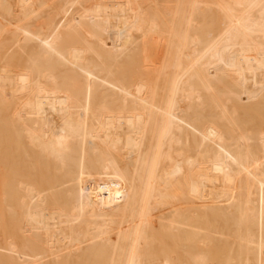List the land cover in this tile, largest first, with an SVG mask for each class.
<instances>
[{
	"label": "bare ground",
	"instance_id": "6f19581e",
	"mask_svg": "<svg viewBox=\"0 0 264 264\" xmlns=\"http://www.w3.org/2000/svg\"><path fill=\"white\" fill-rule=\"evenodd\" d=\"M164 1L0 0V264H264V0Z\"/></svg>",
	"mask_w": 264,
	"mask_h": 264
},
{
	"label": "rangeland",
	"instance_id": "374dc122",
	"mask_svg": "<svg viewBox=\"0 0 264 264\" xmlns=\"http://www.w3.org/2000/svg\"><path fill=\"white\" fill-rule=\"evenodd\" d=\"M160 2H162V0H159V3L158 4H160V5H162V6H166V5H168L169 3L168 2H166V1H164V3L162 2V3H160ZM165 4V5H164ZM153 42V41H152ZM155 42L154 43H151L150 45H149V48L151 47L152 48V51L153 50H155V51H153V54L155 55L156 54V52H158V48H157V45L155 44ZM156 48H157V50H156ZM149 51H151L150 49H149ZM152 54V53H151ZM152 54V55H153ZM2 169H3V167L1 166L0 167V175L3 173V175L2 176H0V177H2V179L0 180V194H1V190H2V183H3V181H4V179H6V176H5V174H4V169H3V171H2ZM2 172V173H1ZM3 176H5V177H3ZM4 185V184H3ZM3 189H7L6 187L5 188H3ZM2 191H5V190H2ZM3 193V192H2ZM8 195H10V194H8ZM8 196H6V198H7ZM8 199V198H7ZM0 201H1V203H0V209L2 210V212H1V214L3 215V217H1V219H0V227H1V229H0V241H2L1 239L4 237V239L8 236V234L10 233L11 234V231L13 232V225H12V217H10V213L8 214V212H6V210L8 211V208L6 209V204H8V203H6V202H4L1 198H0ZM5 204L4 206H2L3 204ZM2 204V205H1ZM6 209V210H5ZM4 213V214H3ZM9 215V216H8ZM10 221H11V223H10ZM2 225H3V227H2ZM5 226H7L6 227V231H5ZM3 228V229H2ZM1 231H2V233H1ZM2 234V235H1ZM9 234V235H10ZM17 234V233H16ZM19 234V233H18ZM17 234V235H18ZM3 244V241L2 242H0V245H2Z\"/></svg>",
	"mask_w": 264,
	"mask_h": 264
}]
</instances>
